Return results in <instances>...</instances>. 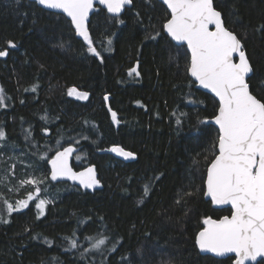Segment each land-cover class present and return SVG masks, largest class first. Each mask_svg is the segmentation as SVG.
I'll list each match as a JSON object with an SVG mask.
<instances>
[{
	"label": "trees",
	"instance_id": "obj_1",
	"mask_svg": "<svg viewBox=\"0 0 264 264\" xmlns=\"http://www.w3.org/2000/svg\"><path fill=\"white\" fill-rule=\"evenodd\" d=\"M215 7L241 39L251 90L264 100V0H215ZM167 19L160 0H133L118 16L98 6L89 31L101 61L65 14L31 0H0V50L9 51L0 57L5 156L16 187L34 178L43 181L40 199L49 198L42 215L36 197L8 214L4 202L23 198H10L0 184V214L10 221L0 222V264H233V256L203 254L196 243L204 217L231 214L203 195L218 152L209 120L219 102L187 72L189 51L167 34ZM133 67L138 76L128 75ZM73 87L87 99L68 95ZM69 144L78 148L74 167L95 164L103 189L50 180L49 159ZM113 146L134 159H121ZM74 230L79 247L66 250ZM100 234L106 245L90 249L85 237Z\"/></svg>",
	"mask_w": 264,
	"mask_h": 264
},
{
	"label": "snow or ice",
	"instance_id": "obj_2",
	"mask_svg": "<svg viewBox=\"0 0 264 264\" xmlns=\"http://www.w3.org/2000/svg\"><path fill=\"white\" fill-rule=\"evenodd\" d=\"M48 9H58L71 18L76 33L87 42L88 52L100 57L101 52L93 46L87 21L89 12L94 7V0H35ZM105 5L108 13L118 14L131 0H98ZM171 10L170 19L163 28L171 38L178 42H187L191 51L187 72L199 81L204 88L210 89L219 98L218 113L214 116L215 124L219 126L217 143L218 154L207 167V177L204 183L206 191L203 195L210 197L215 205L231 204V215L218 220L211 216L203 218V227L196 236V243L202 252H211L217 256L235 253L234 264H245L246 261H256L264 257V100L258 99L249 90L248 79L253 72L252 65L240 39L224 27L222 13L216 9L213 0H162ZM214 25V30H210ZM9 47L15 48L12 41ZM111 44V40L108 41ZM238 54V62L234 61ZM9 55L7 48L0 50V57ZM129 76L139 75L136 67L129 69ZM37 86H33V91ZM78 95L87 99L88 93H80L76 88H69L68 95ZM108 99L107 96L104 97ZM6 97L0 88V107L5 106ZM114 122L119 123L117 114L111 113ZM177 123H181L180 120ZM47 132V129H44ZM6 139V133L0 127V141ZM27 139V136H26ZM59 143V141H57ZM75 149L69 144L62 151H57L51 158V180L65 177L78 180L86 188L98 185L93 167H88L79 173L73 172L69 166V157ZM112 152L125 159L134 158L135 154L125 151L119 146H113ZM14 167V166H13ZM162 175V174H161ZM8 182L7 176H0V184ZM43 181L26 179L21 184L36 185V193L41 192ZM151 190V184H145L144 195ZM186 195H191L187 193ZM29 193L26 200L15 205L5 201L8 214L19 212L28 207L32 200ZM36 208L40 214L46 205L44 199L36 196ZM177 200V203H180ZM0 222L9 223L4 214H0ZM65 237L68 249L78 248L75 238ZM108 237L100 234L98 238L86 236L90 249L100 250L106 245ZM90 249H84L88 252ZM110 251H116L113 247ZM83 255V253H82Z\"/></svg>",
	"mask_w": 264,
	"mask_h": 264
},
{
	"label": "water",
	"instance_id": "obj_3",
	"mask_svg": "<svg viewBox=\"0 0 264 264\" xmlns=\"http://www.w3.org/2000/svg\"><path fill=\"white\" fill-rule=\"evenodd\" d=\"M31 1H35V0H31ZM161 2H162V0H160ZM132 2H133V0H131V2L129 3V4H126L123 8H122V10H121V12L120 13H118V14H113V13H109V14H111V15H116V16H118V15H120V14H122L123 12H124V10L126 9V7H129V6H131L132 5ZM213 3H214V6H215V0H213ZM39 5V4H38ZM166 5V4H165ZM39 6H41V5H39ZM98 6H101V7H103V8H105L106 10H107V8H106V6L105 5H101V4H99V2H98V0H94V7H93V9L89 12V17H88V21L86 22L87 23V27H88V29H89V24H90V21H91V18H92V16H93V14H94V12L96 11V8L98 7ZM167 6V5H166ZM43 7V6H42ZM45 8V7H44ZM168 8V7H167ZM46 9H48V8H46ZM217 9V8H216ZM48 10H50V11H54V12H60V13H63V11L62 10H58V9H48ZM168 10L170 11V13H171V10L168 8ZM218 10V9H217ZM219 11V10H218ZM221 12V11H220ZM222 13V12H221ZM63 14H65L66 16H67V14L66 13H63ZM68 17V16H67ZM70 20H71V18L70 17H68ZM222 19H223V23H224V27L225 28H227L229 31H231V32H233L231 29H229L227 26H226V24H225V21H224V18H223V15H222ZM74 27H75V25H73ZM210 27V30H214V28H215V26L214 25H210L209 26ZM89 33H90V31H89ZM237 37H238V35L235 33V32H233ZM79 37H81V36H79ZM171 37V36H170ZM81 38H83V37H81ZM238 39H240L239 37H238ZM173 40V39H172ZM175 41V40H174ZM240 41H241V39H240ZM175 43H177V44H185L186 46H187V42H178V41H175ZM241 43H242V41H241ZM242 45H243V43H242ZM187 49H188V46H187ZM188 51H189V54H190V57H191V51H190V49H188ZM246 52V51H245ZM247 54V53H246ZM248 56V55H247ZM238 59H239V57H238V54H234V61L235 62H238ZM250 61V60H249ZM251 63V62H250ZM253 73V72H252ZM252 73L250 74V77H251V75H252ZM191 75V74H190ZM192 77V76H191ZM194 80H195V82H197V85H198V88L199 89H201V90H203V91H205V92H208V93H210V94H212L217 100H218V102H219V98L215 95V93H213L210 89H207V88H204L202 85H200V83H199V81H197L196 80V78L195 77H192ZM246 79H248V83H249V78H246ZM249 90H250V92L253 94V95H255L253 92H252V90H251V87H250V84H249ZM256 96V95H255ZM257 97V96H256ZM258 98V97H257ZM259 99V98H258ZM209 122L210 123H212V124H214L218 129H219V126L218 125H216L215 124V121H214V118H212V119H210L209 120ZM69 145H67V146H65V147H68ZM71 146L75 149V151L72 153V155L69 157V166L71 167V169H72V171L73 172H76V173H79V172H81V171H84L86 168H88V167H93L94 168V171H95V175H96V178L100 181V183L98 184V185H95L94 187H92V188H86V187H84L83 185H81L80 183H79V181L78 180H72V179H70V178H68L67 176H65V177H58V179L57 180H51V175H50V172H51V164L49 163V161L51 160V158L49 159V161H48V166H49V178H50V180L52 181V182H54V183H61V182H68V183H70V184H72V185H76V186H78V187H80L81 189H83V190H88V191H95V190H100V189H103L104 188V183L102 182V180H101V178H100V174H99V171H98V168H97V166L95 165V164H90V165H87V166H85V167H83V168H81V169H76L75 167H74V165H73V161H74V158H75V154L77 153V151H78V148L75 146V145H72L71 144ZM119 147H121V148H123L122 146H119ZM64 148V147H63ZM63 148H61V149H59L58 151H62L63 150ZM124 149V148H123ZM125 151H128V150H126V149H124ZM217 151H218V148H217ZM115 153V152H114ZM117 156H119L121 159H123V160H125V161H131V160H133L134 158H128V159H125L123 156H120L118 153H115ZM217 154H218V152H217ZM54 156H55V154H54ZM207 177V176H206ZM206 191V190H205ZM205 198L207 199V200H210V197H207V196H205ZM213 205V207L214 208H216V209H224V208H231V204H223V205H215V204H212ZM231 215V214H230ZM230 215H225V216H230ZM222 217H224V216H222ZM221 217V218H222ZM213 218V217H212ZM213 219H216V220H218V219H220V218H213ZM201 251V250H200ZM202 252V251H201ZM203 254H209V255H212V256H214V257H217V258H226V257H228V256H233L234 257V261H235V259H236V255H235V253H227V254H225L224 256H217L216 254H214V253H211V252H202ZM261 260H264V257H257V260L256 261H251V260H248V261H246L245 262V264H257L258 262H260ZM234 261H233V264H234Z\"/></svg>",
	"mask_w": 264,
	"mask_h": 264
},
{
	"label": "rangeland",
	"instance_id": "obj_4",
	"mask_svg": "<svg viewBox=\"0 0 264 264\" xmlns=\"http://www.w3.org/2000/svg\"><path fill=\"white\" fill-rule=\"evenodd\" d=\"M78 92L84 93V91H81V90H78ZM71 96L75 97V98H80L76 94H73ZM5 146H6V143L4 142V140L0 141V176H7L8 177V182L6 184H3V185L7 186V188H8L7 191H8L10 198L17 200V199H19L20 196H22V198H23L22 200H26L29 193H31L32 197L35 198L37 195H39L35 191L36 185L21 184L20 187L19 186L16 187V185H14L11 178L14 177V173L16 171V168L12 166L13 164L10 165L9 162L7 163L8 160H7V157L5 156V152H6ZM30 179H34V178H30ZM41 189H42V187H41ZM42 199H44L45 201H47V200L49 201V198H47V197H43ZM17 201H19V200H17Z\"/></svg>",
	"mask_w": 264,
	"mask_h": 264
}]
</instances>
